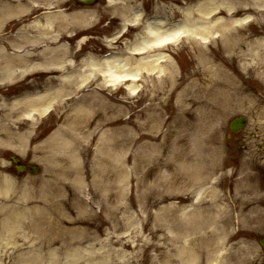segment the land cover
<instances>
[{"label": "rangeland", "instance_id": "374dc122", "mask_svg": "<svg viewBox=\"0 0 264 264\" xmlns=\"http://www.w3.org/2000/svg\"><path fill=\"white\" fill-rule=\"evenodd\" d=\"M198 1L99 0L89 5L78 0H0V54L5 51L17 65L34 47L47 57L49 50H56L57 62L65 67H54L57 90H62L59 80L71 74L73 64L77 73L91 58L126 51L127 45L120 48L125 40L110 45L104 40L120 31L127 16L142 10L147 17L174 22ZM238 1L239 7L263 10L261 0ZM33 24L41 27L33 28ZM259 27L250 28V34ZM38 30L46 34L40 36ZM239 30L233 35L237 37L227 36L230 50L237 55L232 65L237 75L248 62L243 55L251 40L264 41L261 33L242 42L248 36L244 28ZM134 32L132 28L126 40H133ZM23 33L39 43L16 48ZM225 44L216 45H224V50ZM191 46L188 42L180 52L168 50L174 69L138 82L139 96L128 91L130 83L104 92L97 77L86 87L75 83L64 87L52 118L46 115L35 130L29 125L19 131L28 132L22 152L0 147V180L12 181L7 195L1 194L0 186V264H264L259 243L264 238V92L256 83L236 81L237 93L217 99L219 105L204 113L205 122L198 106L194 107V124L178 147L182 123L191 115L182 120L186 105L179 104L178 95L183 88L174 86L195 81L199 64H206L208 71L212 67L204 57L196 59ZM48 69L0 82V100L18 91L29 92L27 85L32 81L48 80ZM45 92L46 88H40L34 94ZM82 112L92 125L74 131L72 122ZM67 114L73 116L69 126L63 124ZM241 116L249 124L230 138L228 125ZM60 129L76 133L65 148H58L67 139ZM56 131L60 142L51 153L57 154L54 165L47 159L49 150L43 153L40 148L54 139ZM211 139L218 141L213 149ZM183 153L191 158L184 160ZM12 156L28 169L38 166V172L19 174ZM183 170L203 184L194 189L181 179L174 182ZM52 214L53 226L48 221ZM230 216L235 217V225L224 224ZM51 239H57L58 246L36 250L41 241Z\"/></svg>", "mask_w": 264, "mask_h": 264}, {"label": "bare ground", "instance_id": "6f19581e", "mask_svg": "<svg viewBox=\"0 0 264 264\" xmlns=\"http://www.w3.org/2000/svg\"><path fill=\"white\" fill-rule=\"evenodd\" d=\"M260 3H262L261 8L263 7V10L253 11L256 6L250 5V7H245L242 5L239 7L240 3L238 0H235V2L231 0H206L198 4L195 10L190 9L183 12L182 20L178 24L169 25L167 18H154L146 23L145 28H143L144 32H142V37L130 48L131 53L128 57L127 55H125V57L120 54H111L99 59L100 61L91 58L87 63H84L83 69L77 73H74L76 72L75 66H73L74 64L72 65V63H70V65H72L70 69L71 74L66 75L63 73V75H66L67 77L64 76V80H59L63 86L62 90H57V75L55 74L54 67L59 68V70L65 67H62L63 65L57 62L56 50H49L48 54L50 56L47 57L44 54L45 52L39 53L37 52V48L34 47V52L32 54H27L22 60H18L19 64L17 65L9 60L10 57L7 56L4 51L3 55L0 54V82L15 80L25 77L29 72L33 73L37 70H47L48 68H50L48 69L50 76L48 77L49 79L45 81L35 80L30 82V84L27 85L29 90V92L26 93L28 94L27 97L24 95L21 98L13 99L16 95L11 96L9 94L8 96L4 95L0 100L2 101L0 104V147H11L12 149L22 152V148H25L27 145V143L25 144V138L28 137V132L25 134L19 131H23L25 128L29 129L30 127L35 130V125H38L40 119H43L41 117L47 115V118H49L53 116V111H55L53 108L57 106V97H60L64 93V87H71L74 83L76 86L78 85V87H82L88 84L87 82H89L92 77H97L98 80H102V84H100L101 86L99 85V87L104 92L106 89L109 90V88L114 85H127L126 83H130V85H127L128 91H132V94H137L136 96H139L141 94L140 91L142 90L138 85V82L143 83L145 78L155 74L158 75L157 78H160V75L165 71H168L170 68H172V70L174 69L172 59L166 55V52L171 48L180 52V50H183L182 44L190 42L194 57L196 59L198 58L199 61L200 58L204 57L205 60L209 61L212 67L211 71H208L204 67L206 64H199V68L194 73V76L196 77L195 81L189 84H186L187 81H184L177 83L176 86H174V88H183V94L178 95V98L182 99L179 104L186 105L185 113L181 114L182 120H185L187 115H191L187 121L182 123L183 132L180 133L176 140L179 141V143H177L178 147L181 144L183 145V138H186L187 131L194 124L192 116L197 114L196 111L194 112L193 110L194 107L196 108L198 106V110L202 113L205 122L204 113L211 109L214 110L216 105H219L216 103L217 99L220 97L227 98L237 93L236 91L238 88L234 85L236 81L239 82L241 80L246 83L248 81L256 83L258 84L257 88L261 92H264V41L261 40L262 38L256 39L255 41L251 40L249 50L243 55L245 56L243 61L247 59L248 62L243 66V71L239 70L240 73L238 75L232 69L234 60H237V55L233 48L230 50L229 43L227 44L229 41L227 36H229L230 39L232 37H237L233 35H237L240 32L239 27L244 28L245 34L248 36L247 39H241L242 42L248 41V38L251 37V35L253 37H257L261 33L264 35V2L261 0ZM236 9L240 10L237 11ZM223 12L227 15L224 18L221 17ZM241 14L250 15L245 18H237ZM143 17L144 12L142 10L135 11L132 17L127 16L124 33L126 31L129 32L133 27L136 28L139 26ZM255 25L260 26L259 30H254V32L252 31L250 34V28ZM30 26L33 28L41 27L40 24H33ZM37 33H40V36L46 34L40 30H38ZM25 34L27 33L21 34V40L17 39L18 42H16V48L21 49L22 47L23 49L25 48L23 44L30 45L39 43V40H31L30 37ZM121 34L118 36L120 37ZM114 40H116V37H114L111 42L113 43ZM217 40L226 43L224 50L222 49L224 45H216L218 43ZM30 41L32 42L30 43ZM179 42L183 43L179 45ZM107 44L110 45L111 43L108 42ZM214 44L216 46H213ZM210 55L213 57H210ZM239 58L241 57L238 56V59ZM215 61L218 62L217 65H214ZM62 70L64 71L65 69ZM146 73L148 76H144ZM232 73L236 76L232 75ZM40 88H46V92L40 96L34 94V92ZM31 93H33L34 96ZM82 115L83 116H80L75 120L76 124L72 122V125L74 126L71 125V128H73L74 131L80 129L83 130L92 125L88 117L85 116V113ZM71 117H73L71 114L65 116L63 122V124L65 123V126L70 125V120L68 119H72ZM174 123L178 125V120H174ZM203 123L198 125L201 127ZM74 131L69 133L60 129L59 132L61 135L63 134L66 136L67 134V139L63 140V143L65 144L61 143L60 140L57 141L56 131L54 134L55 137H53L54 139L40 148L43 153H46V149L49 150L47 159L53 161L54 165L57 164V154L52 155L51 153L53 152V149L57 150V142H60L58 148L67 147L68 142L72 144V137H75L76 135ZM217 142V139H211L209 145L212 148L210 149L215 148ZM190 158L189 154L186 153L185 156L183 153L184 160ZM39 160L41 161L42 159ZM47 171L51 172L52 169H47L46 172ZM180 179L183 180L185 185L190 183L191 188L195 186L196 188L194 189H197L199 185L203 184V181L201 182V180H199L200 178L193 179V177L189 175V172L186 173V170H183V173L180 174L179 177L177 176L174 179V182ZM0 186H2L1 194H3V196L7 195L8 192H10L9 187L12 186V181L7 179L3 181L0 180ZM54 214L50 215L48 218L51 226L54 224L52 221L56 219ZM55 215H57V213ZM234 219L235 217L233 218L230 216L229 221L224 224H229L231 226L235 225L236 222H234ZM40 224H42V222ZM51 226H47L49 227V230H51ZM58 243L57 239H51L45 242L41 241L39 247H37L39 249L36 250L42 251L47 248L51 249L52 247L58 246ZM31 248L32 247H30V249ZM57 250L59 249L57 248ZM34 254L38 255L41 259L45 258L39 253H31L32 256H34Z\"/></svg>", "mask_w": 264, "mask_h": 264}, {"label": "water", "instance_id": "95a60500", "mask_svg": "<svg viewBox=\"0 0 264 264\" xmlns=\"http://www.w3.org/2000/svg\"><path fill=\"white\" fill-rule=\"evenodd\" d=\"M237 123H239L238 125H237ZM236 124H235V127L233 128L234 130H239V129H241L243 126L242 125H244V121L242 122V121H239V122H237Z\"/></svg>", "mask_w": 264, "mask_h": 264}]
</instances>
